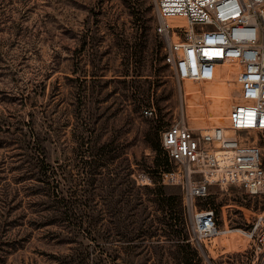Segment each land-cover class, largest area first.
Masks as SVG:
<instances>
[{"label": "rangeland", "instance_id": "1", "mask_svg": "<svg viewBox=\"0 0 264 264\" xmlns=\"http://www.w3.org/2000/svg\"><path fill=\"white\" fill-rule=\"evenodd\" d=\"M155 23L153 0H0V264H264L243 234L192 241L162 183L178 101ZM239 134L264 156V132ZM207 204L220 228L264 216L235 186Z\"/></svg>", "mask_w": 264, "mask_h": 264}, {"label": "built area", "instance_id": "2", "mask_svg": "<svg viewBox=\"0 0 264 264\" xmlns=\"http://www.w3.org/2000/svg\"><path fill=\"white\" fill-rule=\"evenodd\" d=\"M155 33L163 43V63L176 81L178 107L162 132L160 145L170 169L162 183L179 186L199 246L226 231L251 240L249 249L264 251V216L249 228H220L214 208L198 205L210 188H240L246 196L264 197L262 147L239 132H264V0H153ZM183 20L184 25L175 23ZM235 70L239 99L228 114V125L194 129L189 122L184 80L203 87L221 67ZM200 99L204 102L202 94ZM141 185L150 183L142 174ZM248 250V249H247Z\"/></svg>", "mask_w": 264, "mask_h": 264}, {"label": "bare ground", "instance_id": "3", "mask_svg": "<svg viewBox=\"0 0 264 264\" xmlns=\"http://www.w3.org/2000/svg\"><path fill=\"white\" fill-rule=\"evenodd\" d=\"M175 23L179 25L185 24L183 20H175ZM234 77L235 70L224 66L221 67L217 78L214 80H217L215 84H212L211 81H207L204 82L203 87L200 89V87L191 80L183 81L186 91V108L192 127L204 128L207 125L209 126L212 119L216 120L218 123L226 122V120L228 122V112L233 106L232 101L238 95L236 93ZM223 91L226 92L225 95H222ZM200 94H202L204 102L200 99ZM201 117H203V120ZM231 233L241 234L235 230L230 232L226 231L224 234Z\"/></svg>", "mask_w": 264, "mask_h": 264}, {"label": "trees", "instance_id": "4", "mask_svg": "<svg viewBox=\"0 0 264 264\" xmlns=\"http://www.w3.org/2000/svg\"><path fill=\"white\" fill-rule=\"evenodd\" d=\"M139 105H140V107L146 106L144 102L139 103ZM30 121L32 123V126H30L29 129L24 131V132H25V135L28 134V136L30 137L29 143H31L33 145V143L35 142L36 134H35V126H33L34 122H33L32 119ZM48 121L53 122L52 120H48ZM42 125H44V123H42ZM20 131L23 132L22 129ZM32 138H33V141H32ZM164 154H165V152H164ZM165 157H166V159L168 161V158H167L166 154H165ZM168 164H169V161H168ZM168 169H170V164H169V167L166 168L165 170H168ZM44 172L47 173V170H44Z\"/></svg>", "mask_w": 264, "mask_h": 264}]
</instances>
